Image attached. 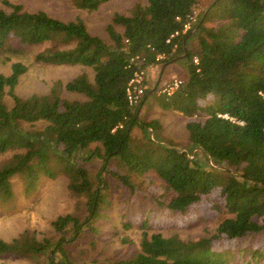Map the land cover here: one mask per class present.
I'll list each match as a JSON object with an SVG mask.
<instances>
[{
  "label": "trees",
  "instance_id": "trees-1",
  "mask_svg": "<svg viewBox=\"0 0 264 264\" xmlns=\"http://www.w3.org/2000/svg\"><path fill=\"white\" fill-rule=\"evenodd\" d=\"M105 1L72 0L88 11ZM0 2V60L9 65L7 72L0 71V152L14 150L0 166V202L12 199V176L17 173L29 190L40 175L61 172L68 195L84 213L66 212L51 220L56 233L73 228L68 237H0V254L45 251L48 264H69L79 235L99 232L93 219L114 212L104 173L129 197L154 170L162 181L153 199L162 212L184 214L207 200L219 216L210 235L195 239L150 231L144 216L137 222L138 247L115 264H215L223 260V249H212L211 241L237 242L264 233V0H212L201 10L197 0H146L132 13L115 12L105 26L106 39L92 33L80 16L62 19L11 0ZM193 8L196 20L182 32ZM209 20L219 23L208 25ZM175 30L180 33L166 41ZM34 46H43L34 53V62L90 68L60 83L77 97L64 96L56 84L45 93L16 92L28 69L24 53ZM185 46L182 83L172 94L158 96L165 107L186 116L193 152L204 153L207 164L154 135L138 140L131 133L135 125L151 132L159 127L138 115L154 84L148 70L171 63ZM136 53L146 56L147 75L143 97L130 105L125 95L131 75L127 61ZM157 53L165 56L155 60ZM95 160L99 167L93 172L90 164ZM131 224L124 219L122 227ZM243 250L251 258L262 255L258 248Z\"/></svg>",
  "mask_w": 264,
  "mask_h": 264
},
{
  "label": "rangeland",
  "instance_id": "rangeland-1",
  "mask_svg": "<svg viewBox=\"0 0 264 264\" xmlns=\"http://www.w3.org/2000/svg\"><path fill=\"white\" fill-rule=\"evenodd\" d=\"M18 2L28 10L42 9L49 14L62 18L73 19L80 16L92 33L108 38L105 26L111 21L115 12L132 13L136 4L145 3L146 0H107L97 9L88 11L76 7L72 0H11ZM212 0H197V7L205 8ZM1 4V2H0ZM208 25H217L218 20H209ZM193 46L196 41H190ZM43 46H34L24 53V60L28 63L27 71L20 77L16 85L19 95L27 96L32 93H45L54 84L60 86L71 77L83 70H90L80 64H43L33 61L34 53ZM162 66V65H161ZM161 66H151L148 78L156 86L153 91L147 92L138 112L142 121L155 120L159 127L155 131H145L135 125L131 131L133 138L142 139L145 135H154L162 141L170 142L200 159L204 164L209 162L208 157L200 150L193 152V144L189 140L188 130L185 126L186 116L178 110L165 107L163 99L158 96L157 88L165 80L186 75L182 57L167 63L160 72ZM8 63L0 60V71H8ZM159 82L157 83V79ZM181 78V77H180ZM158 85V86H157ZM152 86V87H153ZM64 96L74 98L78 94L59 87ZM29 126V125H28ZM149 132V133H148ZM14 150L0 152V166L10 158ZM93 172L98 170L99 161L90 164ZM40 175V174H39ZM109 180V198L113 202L112 214L101 213L93 219V225H100L99 232L79 235V245L73 249L69 264H115V262L130 256L138 247L141 229L137 226L144 216L148 219V229L159 231L163 235L178 234L181 237L200 238L210 235L218 222L219 216L213 212L207 200L202 201L197 208L179 215L166 214L158 208L153 199V191L162 180L149 170L136 184L133 193L128 197L123 187L116 183L109 173H104ZM14 194L10 200L0 202V237L12 240L15 237L38 234L37 240L43 235L51 239L72 234L73 228H66L56 233L51 220L59 214L66 212L83 216V212L76 201L67 192L66 176L57 172L54 177L40 175V179L29 190L26 187L25 177L22 174L12 176ZM108 182V181H107ZM150 191V192H149ZM121 200V201H120ZM196 211L197 214H194ZM129 219L133 224L122 227L123 220ZM94 232V231H93ZM127 239V241H124ZM218 245L223 251L220 253L221 261L215 264H264V233L250 234L238 240L219 239L211 241V247ZM244 247L258 248L262 255L258 258L245 256ZM53 247L50 254L53 255ZM236 250L241 253L238 254ZM70 252V250H69ZM249 261V262H248ZM2 264H48L46 253H36L33 256L18 254H0Z\"/></svg>",
  "mask_w": 264,
  "mask_h": 264
},
{
  "label": "built area",
  "instance_id": "built-area-1",
  "mask_svg": "<svg viewBox=\"0 0 264 264\" xmlns=\"http://www.w3.org/2000/svg\"><path fill=\"white\" fill-rule=\"evenodd\" d=\"M197 9L193 8L191 12L187 14V19L184 23L182 32L189 29L192 23L196 20ZM179 30H175L170 36L166 39L169 41L171 37L179 34ZM165 56L164 53H157L155 60H160ZM194 62H197V57H194ZM146 56L141 53L133 54L129 57L127 61V67L131 70V75L125 86V95L128 101V104L135 105L140 102L145 91V79L147 75V65H145ZM182 78L173 77L169 80L162 82L158 88L157 93L160 95H170L172 92L182 83ZM122 125L121 122L118 124Z\"/></svg>",
  "mask_w": 264,
  "mask_h": 264
},
{
  "label": "water",
  "instance_id": "water-1",
  "mask_svg": "<svg viewBox=\"0 0 264 264\" xmlns=\"http://www.w3.org/2000/svg\"><path fill=\"white\" fill-rule=\"evenodd\" d=\"M215 1H216V0H213V3H214ZM197 27H198V26H195L194 30H196ZM184 48H185V52H184L183 54L177 56L176 58H178V57H183V56H185V55L187 54V48H186V46H185ZM176 58H174V59H176ZM174 59H173V60H174ZM173 60H172V61H173ZM164 66H165V64H163V65L161 66L160 72H162ZM158 82H159V78L157 79V83H158ZM155 87H156V86H153L152 89H151V91H153V90L155 89ZM139 109H140V106H139V108H138V112H139Z\"/></svg>",
  "mask_w": 264,
  "mask_h": 264
},
{
  "label": "crops",
  "instance_id": "crops-1",
  "mask_svg": "<svg viewBox=\"0 0 264 264\" xmlns=\"http://www.w3.org/2000/svg\"><path fill=\"white\" fill-rule=\"evenodd\" d=\"M171 63H172V61H171ZM164 68H165V66L163 67V70H164ZM180 77H182V76H180Z\"/></svg>",
  "mask_w": 264,
  "mask_h": 264
}]
</instances>
